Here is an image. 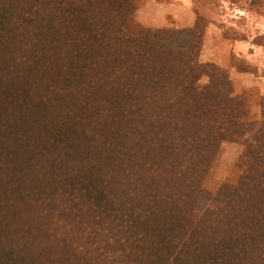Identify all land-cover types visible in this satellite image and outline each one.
Listing matches in <instances>:
<instances>
[{
	"label": "trees",
	"instance_id": "obj_1",
	"mask_svg": "<svg viewBox=\"0 0 264 264\" xmlns=\"http://www.w3.org/2000/svg\"><path fill=\"white\" fill-rule=\"evenodd\" d=\"M199 1L175 47L134 0H0V264H264V103L238 182L202 185L246 110Z\"/></svg>",
	"mask_w": 264,
	"mask_h": 264
},
{
	"label": "rangeland",
	"instance_id": "obj_2",
	"mask_svg": "<svg viewBox=\"0 0 264 264\" xmlns=\"http://www.w3.org/2000/svg\"><path fill=\"white\" fill-rule=\"evenodd\" d=\"M213 19L205 32L199 61L215 64L230 79V92L245 103L246 124L241 140H223L214 153L209 173L202 180L205 189L216 192L223 184H236L242 174L238 163L244 142L261 120L264 103V46L256 40L264 34V15L250 9L245 0H206ZM199 0H134L130 18L147 33L164 31L166 41L175 47H188ZM135 24V25H136ZM243 39L242 37H245ZM209 82L203 76L201 85ZM208 200L202 198V211Z\"/></svg>",
	"mask_w": 264,
	"mask_h": 264
}]
</instances>
